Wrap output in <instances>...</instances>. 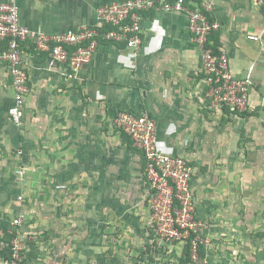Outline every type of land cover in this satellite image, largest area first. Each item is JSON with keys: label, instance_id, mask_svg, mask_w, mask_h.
I'll return each instance as SVG.
<instances>
[{"label": "crops", "instance_id": "crops-1", "mask_svg": "<svg viewBox=\"0 0 264 264\" xmlns=\"http://www.w3.org/2000/svg\"><path fill=\"white\" fill-rule=\"evenodd\" d=\"M113 1L123 0H19L20 20L58 34L97 24L99 7ZM139 14L140 50L100 40L80 81L24 42L29 91L21 126L10 119L15 91L8 65L0 64V230H14L13 218L26 215L19 228L24 264H103L108 249L125 252L123 237L131 253L139 250L150 238L152 213L144 155L114 122L128 110L152 117L159 147L192 165L209 264H264V6L214 4L221 24L215 47L228 53L236 77L254 82L243 112L211 107L185 12ZM168 249L184 259L182 245Z\"/></svg>", "mask_w": 264, "mask_h": 264}, {"label": "built area", "instance_id": "built-area-1", "mask_svg": "<svg viewBox=\"0 0 264 264\" xmlns=\"http://www.w3.org/2000/svg\"><path fill=\"white\" fill-rule=\"evenodd\" d=\"M253 3L264 6V0H253ZM214 4L215 0L204 1L196 7L188 6L186 0L113 1L99 7L97 24H83L51 34L21 23L19 0L0 1V64L8 65L15 91L14 102L9 108L10 119L19 126L24 123V99L29 88L22 43L30 42L36 50L48 52L52 63L67 66L64 73L67 79L80 81L81 72L92 61L100 40L126 43L136 53L140 50L143 38L139 12L151 8L188 15L193 40L200 50L201 70L208 85L211 107L246 111L254 82L250 76L236 77L228 53L215 47L212 35L220 30L221 24L214 15ZM109 25L112 27L105 29ZM249 39L259 41L260 36L250 35ZM114 122L145 157L146 200L152 223L168 237L189 239L191 263H200L199 231L204 224L196 216L191 187L192 165L185 157L168 154L159 147L157 123L148 114L120 110ZM20 173H24L23 169ZM25 218L26 215L20 213L12 220L14 230H0V264H24L26 245L19 228ZM202 264H207V260Z\"/></svg>", "mask_w": 264, "mask_h": 264}, {"label": "rangeland", "instance_id": "rangeland-1", "mask_svg": "<svg viewBox=\"0 0 264 264\" xmlns=\"http://www.w3.org/2000/svg\"><path fill=\"white\" fill-rule=\"evenodd\" d=\"M204 227L205 226H202L199 231L200 239L198 244L199 249L197 252H199V257L202 258L201 259L202 261H200V263L198 261V264H202L204 260H207L205 258L206 255L202 256V250L204 248H207V246H209L211 243V240L208 238V236L205 233L206 231L204 230ZM146 228L149 232L150 238L148 237L149 239H147L145 242L144 240L141 241L144 243L139 244V246L137 247L139 248V250L135 251L133 249L134 252L131 253L130 240H127L125 237L120 238L118 242L122 246V250L125 252L120 253L119 255H112L111 249H108L107 250L108 254L104 256L103 264H182L183 263L182 256L175 254L168 255L167 249L172 246L177 247L178 245L179 247L182 245L183 249L185 250L186 240H179L177 238H171L164 235L159 231V229L156 226H154L152 222L151 224H146ZM109 240L106 239L105 242H109ZM207 264H209L208 261Z\"/></svg>", "mask_w": 264, "mask_h": 264}, {"label": "trees", "instance_id": "trees-1", "mask_svg": "<svg viewBox=\"0 0 264 264\" xmlns=\"http://www.w3.org/2000/svg\"><path fill=\"white\" fill-rule=\"evenodd\" d=\"M112 26L111 25H109V26H106V28L105 29H109V28H111ZM212 37H213V35H212ZM22 45H23V43H22ZM33 47V46H32ZM121 131V130H120ZM123 134H124V132H123ZM125 135H126V133H125ZM144 159H145V157H144ZM145 165H146V160H145ZM147 179V178H146ZM184 264H192L191 263V244H190V240L188 239L187 241H186V243H185V250H184Z\"/></svg>", "mask_w": 264, "mask_h": 264}]
</instances>
